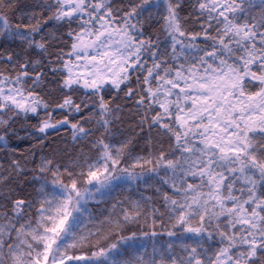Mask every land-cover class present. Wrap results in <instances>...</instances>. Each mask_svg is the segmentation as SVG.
I'll list each match as a JSON object with an SVG mask.
<instances>
[{"label":"snow or ice","instance_id":"snow-or-ice-1","mask_svg":"<svg viewBox=\"0 0 264 264\" xmlns=\"http://www.w3.org/2000/svg\"><path fill=\"white\" fill-rule=\"evenodd\" d=\"M0 264H264V0H0Z\"/></svg>","mask_w":264,"mask_h":264}]
</instances>
